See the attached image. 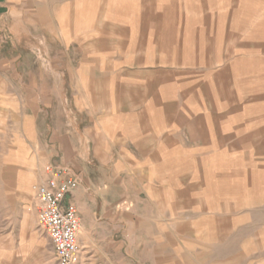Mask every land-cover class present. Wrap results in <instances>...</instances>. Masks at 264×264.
I'll list each match as a JSON object with an SVG mask.
<instances>
[{"label":"rangeland","instance_id":"obj_1","mask_svg":"<svg viewBox=\"0 0 264 264\" xmlns=\"http://www.w3.org/2000/svg\"><path fill=\"white\" fill-rule=\"evenodd\" d=\"M108 2L80 32L117 42L112 57L121 65L111 72L132 83L113 90L155 96L158 117L145 126L122 118L120 127L135 132L152 121L162 159L138 164L139 151L127 146L135 159L113 176L112 189L143 208V247L134 235L111 250L98 244L92 253L111 260L88 264H264V0ZM60 51L48 59L0 39V264H57L33 198L46 165L80 174L53 147L65 123L59 103L41 99L61 87L40 86L38 63ZM141 79L148 85H133ZM63 89L69 99L77 94ZM85 176L99 204L94 193L103 185L92 170Z\"/></svg>","mask_w":264,"mask_h":264},{"label":"crops","instance_id":"obj_2","mask_svg":"<svg viewBox=\"0 0 264 264\" xmlns=\"http://www.w3.org/2000/svg\"><path fill=\"white\" fill-rule=\"evenodd\" d=\"M97 4L104 6L105 12V6L109 2L0 0V39H4L11 48L38 50L47 57L49 51L52 53L56 47L61 49L62 56L47 60L46 63H38V70H42L45 75L41 73L39 84L47 86L51 82L61 87L60 91L57 88L56 91H51L50 93L55 94L51 97L48 90L44 91L46 96L41 99L59 103L56 117L65 119V123L62 121L57 124L56 145L53 147L72 164L78 174L80 172L78 188L66 199V203L71 202L82 209L80 211L78 207V211L82 213L78 235L82 249L80 264L111 260L108 253H92L98 244L111 250L134 235L137 244L143 247L145 229L148 227L141 211L143 208L138 204H129L127 190L119 193L113 190L112 179L120 173L122 165L135 159L127 150L129 146L142 156L143 162L135 161L138 164L159 163L162 159L159 131L152 128V121L145 130L137 129L135 132H126L120 127L123 124L122 118H141L137 123L126 121V124L145 126L143 119L158 117L154 109L157 101L155 96L150 98L142 90L135 94L126 93L127 95L120 93V89L113 90L112 86L118 88L132 83L126 77H115L111 72L121 65V61L112 57V45L116 47L117 42L98 35L90 37L91 34L80 32V22L94 21V7ZM7 67L9 68V63ZM135 82V86L148 85L142 79ZM65 84L76 89L77 94L70 99L63 94ZM85 86L89 88L86 89ZM42 113L41 110L31 112L35 116H43ZM164 136L170 137L171 142L174 141L172 135ZM28 145L36 143L29 142ZM88 170H92L96 181L103 185V189L94 193L101 198L99 204L93 197L94 186L85 176ZM118 197V202L113 201V198Z\"/></svg>","mask_w":264,"mask_h":264},{"label":"built area","instance_id":"obj_3","mask_svg":"<svg viewBox=\"0 0 264 264\" xmlns=\"http://www.w3.org/2000/svg\"><path fill=\"white\" fill-rule=\"evenodd\" d=\"M46 178L34 187L37 224L48 236L57 264H80L78 242L81 220L77 206L66 203L79 186V178L70 171L46 165Z\"/></svg>","mask_w":264,"mask_h":264}]
</instances>
